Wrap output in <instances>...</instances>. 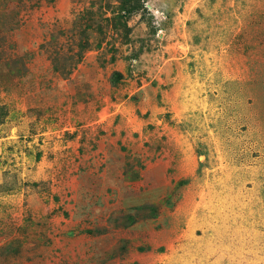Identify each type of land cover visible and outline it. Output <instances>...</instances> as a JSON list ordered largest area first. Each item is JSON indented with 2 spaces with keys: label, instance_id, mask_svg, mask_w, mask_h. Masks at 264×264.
<instances>
[{
  "label": "rangeland",
  "instance_id": "obj_1",
  "mask_svg": "<svg viewBox=\"0 0 264 264\" xmlns=\"http://www.w3.org/2000/svg\"><path fill=\"white\" fill-rule=\"evenodd\" d=\"M0 264H264V0H0Z\"/></svg>",
  "mask_w": 264,
  "mask_h": 264
}]
</instances>
